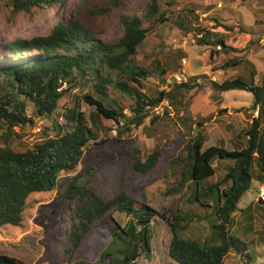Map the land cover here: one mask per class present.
Here are the masks:
<instances>
[{
  "label": "trees",
  "instance_id": "1",
  "mask_svg": "<svg viewBox=\"0 0 264 264\" xmlns=\"http://www.w3.org/2000/svg\"><path fill=\"white\" fill-rule=\"evenodd\" d=\"M3 1L14 17L15 13H29L35 7H57L64 0ZM131 1L102 0L91 6L80 2L68 15V21L59 19L47 34L0 43V227L20 226L28 196L56 189L61 173L77 169L85 146L97 138L93 127L103 129L111 121L120 125L122 134L132 126H142L147 118L151 128L167 116L165 112L151 116L150 112L172 96L166 85L173 72L159 60H152L153 66L148 69L135 59L139 58L138 48L151 27L168 18L158 0H147L140 15L138 10L128 8ZM166 4L173 9V0ZM189 12L192 15L187 16V28L181 19L179 27L198 35L196 43L209 47L211 60L222 54L221 69H234L247 60L245 54L252 40L239 46L233 43L250 36L243 27L217 17H210V26L197 27L198 16ZM86 13L95 16L96 27L84 23ZM114 14L120 32L116 41L107 42L97 28L107 26ZM144 21L149 25L144 26ZM242 74L220 83L212 81L211 87L218 92L249 91L255 98L254 107L264 104V75L257 82L254 73L249 77ZM152 76L156 77L157 86L151 83ZM195 77L174 83L173 91L191 88L189 83ZM158 86L167 90H159ZM63 100L66 101L61 104ZM82 103L93 108L88 116L81 110ZM48 116L51 126L47 130L51 129V135L42 129L41 122L38 124ZM26 126L38 127L35 132L40 138L31 144L23 142ZM202 126L198 121L192 138L169 160L168 166L175 167L171 168L174 180L170 184L165 180L161 194H179L178 201L184 204L174 210H157L123 191L102 198L87 185L81 173L62 181L57 198L63 200L62 211L68 220L65 253L69 262L76 257L75 264H137L141 254L147 257L152 251L150 226L157 216L171 232L167 254L173 262L225 264L228 253L234 252L241 264H262L256 263L248 247L249 238L257 233L249 225L248 230H243L247 236L241 237L230 226L240 199L252 183L264 185V115L252 116L247 122L239 134L245 138V145L240 148L208 144ZM138 152L136 148L128 152L126 159L130 170L144 175L134 178L132 188L144 191L162 180L165 151L154 147L143 160ZM86 171L92 174L89 168ZM213 177L215 180L211 181ZM253 206L264 210V204L256 202ZM248 208L239 210L250 221L256 210ZM114 212L126 217L124 225L117 221ZM194 221L205 222L208 233L203 238L184 235ZM93 232L116 237L122 245L115 252L103 251L97 260L85 258L78 253L79 246ZM0 264L27 263L0 253Z\"/></svg>",
  "mask_w": 264,
  "mask_h": 264
},
{
  "label": "rangeland",
  "instance_id": "2",
  "mask_svg": "<svg viewBox=\"0 0 264 264\" xmlns=\"http://www.w3.org/2000/svg\"><path fill=\"white\" fill-rule=\"evenodd\" d=\"M101 1L64 0L57 7H35L29 13L18 12L11 17L10 7L0 0V43L15 37L28 38L37 34H47L59 19L63 18L68 21L72 10L80 2L91 6ZM146 1L132 0L128 8L139 11L145 6ZM158 1L168 19L151 27L149 34L138 48L140 56L135 61L151 69L152 60L156 59L163 67L173 72L168 75V85H166L167 89L170 88L173 92L172 96L169 100H162L150 112L151 116L163 115V112L167 113V116L151 128L148 127L147 118L143 124L145 127L143 125L132 126L130 130L122 134H119L120 125L117 126L111 121H108L103 129L93 127L97 138L95 141H89L85 146L82 161L77 169L61 173L56 189L30 194L26 199L23 221L20 226L0 227L1 254L22 259L27 264H75L76 257L69 262L68 254L65 253L68 248L65 241V226L68 220L62 211L63 200L58 199L57 195L62 187V181L78 173L83 174L87 185L102 198L111 197L123 191L157 210H174L177 206H183L184 202L178 201L179 194L166 196L161 194L165 190V180L167 184L174 180L171 168L175 169V167H169L168 163L170 158L177 155L187 144L189 138H192L198 121L203 124L202 129L208 144L228 148H240L245 145V138L239 134L243 132L253 115L254 97L251 92L238 89L218 92L211 87V82L220 83L224 79L239 74L244 75L242 73H246V77L254 73V79L257 82L261 81L264 75V0H173L172 10L166 4L170 0ZM189 11H193V14L198 16L195 22L197 27L210 26L213 22L210 17H217L228 24L243 27L250 36L240 37L233 43L239 46L245 44L248 39L252 40L245 54L247 60L236 68L227 70L221 69L219 65L222 54H217L215 60L207 61L205 58L199 62L196 61V57L205 55L209 47L198 45L196 43L198 35L194 31L185 29L188 26L187 16L192 15ZM138 13L141 14L140 11ZM180 19L185 28L179 27ZM83 21L91 27L98 25L95 16L87 13L84 14ZM116 21L117 14H114L110 17L107 26L97 28L104 41L117 40L120 30ZM148 25L149 23L144 21V26ZM243 69L248 70L241 72ZM250 69H253L252 73H249ZM201 70H205L206 73H196ZM182 71L188 78L196 76L195 81L189 83L191 85L189 89L173 91L172 76ZM151 83L157 84L155 76H152ZM164 87L158 86L157 88L167 90ZM69 99L70 97L67 101ZM65 101L63 100L61 104ZM81 110L88 116L93 108L82 103ZM38 122V124L41 122V127L45 132L52 134L51 129L47 130L51 126L50 116L43 117ZM34 127L26 126L23 142L31 144L40 138L39 132H35L38 127L35 129ZM154 147L165 151L161 162L162 180L146 187L144 191L140 188L134 190L132 188L134 178L144 177V175L130 170L126 155L136 148L143 160ZM86 168L92 172L91 175L88 174ZM219 173H223V168H219ZM214 180L215 177L211 178V181ZM260 189H264V185L254 181L252 187L242 196L238 203V210L233 214L234 221L230 229L234 234L242 237L247 236L243 230H248L250 225V230L257 234L249 238L248 247L256 263L264 264V210L253 206L259 199ZM249 206L256 210L252 212L253 216L250 221L243 218L240 211L246 210ZM114 216L121 225H124L126 217L123 214L114 212ZM150 229L152 251L147 257L141 254L137 258V264H178L173 262L167 254L171 236L168 225L156 216ZM207 233L204 221L199 223L194 221L184 235L203 238ZM121 245L122 242L116 237L93 232L82 239L78 253L85 258L97 260L103 251L115 252ZM224 262L225 264H241L240 258L234 252L228 253Z\"/></svg>",
  "mask_w": 264,
  "mask_h": 264
},
{
  "label": "built area",
  "instance_id": "3",
  "mask_svg": "<svg viewBox=\"0 0 264 264\" xmlns=\"http://www.w3.org/2000/svg\"><path fill=\"white\" fill-rule=\"evenodd\" d=\"M172 81L174 83H177V84H180V83H184L187 81V78L186 76L184 75V72H180L179 74H174L172 76ZM253 112V115L252 116H258L260 113H262L264 115V104L262 105H258L256 107L253 108L252 110ZM258 200L264 204V189H260L259 190V193H258Z\"/></svg>",
  "mask_w": 264,
  "mask_h": 264
},
{
  "label": "crops",
  "instance_id": "4",
  "mask_svg": "<svg viewBox=\"0 0 264 264\" xmlns=\"http://www.w3.org/2000/svg\"><path fill=\"white\" fill-rule=\"evenodd\" d=\"M207 59V61H210V56H209V50H207V52H206V54L205 55H203V56H201V57H196V61H200V60H203V59ZM254 67V66H253ZM184 69V68H183ZM247 70L248 69H243V70H241V72H247ZM252 70L253 69H250L249 71V73H252ZM183 72V71H182ZM196 73H198V74H202V73H206V71L205 70H201V71H198V72H196ZM195 75H197V74H195ZM187 79H188V77H186ZM241 132V131H240Z\"/></svg>",
  "mask_w": 264,
  "mask_h": 264
},
{
  "label": "water",
  "instance_id": "5",
  "mask_svg": "<svg viewBox=\"0 0 264 264\" xmlns=\"http://www.w3.org/2000/svg\"><path fill=\"white\" fill-rule=\"evenodd\" d=\"M254 104H255V98H253L252 106H254ZM258 203L261 204L260 201H258Z\"/></svg>",
  "mask_w": 264,
  "mask_h": 264
},
{
  "label": "clouds",
  "instance_id": "6",
  "mask_svg": "<svg viewBox=\"0 0 264 264\" xmlns=\"http://www.w3.org/2000/svg\"><path fill=\"white\" fill-rule=\"evenodd\" d=\"M258 201H259V200H258ZM258 201H257V202H258ZM261 204H262V203H261Z\"/></svg>",
  "mask_w": 264,
  "mask_h": 264
}]
</instances>
